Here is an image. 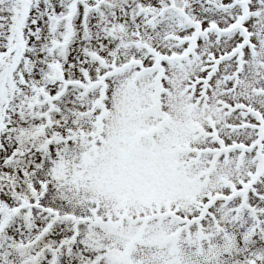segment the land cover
<instances>
[{"label": "snow or ice", "instance_id": "snow-or-ice-1", "mask_svg": "<svg viewBox=\"0 0 264 264\" xmlns=\"http://www.w3.org/2000/svg\"><path fill=\"white\" fill-rule=\"evenodd\" d=\"M0 264H264V0H0Z\"/></svg>", "mask_w": 264, "mask_h": 264}]
</instances>
